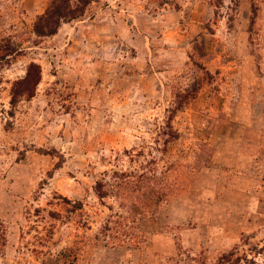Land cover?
I'll return each instance as SVG.
<instances>
[{"label": "rangeland", "instance_id": "obj_1", "mask_svg": "<svg viewBox=\"0 0 264 264\" xmlns=\"http://www.w3.org/2000/svg\"><path fill=\"white\" fill-rule=\"evenodd\" d=\"M47 1L0 0V264H264V0H97L39 37Z\"/></svg>", "mask_w": 264, "mask_h": 264}, {"label": "trees", "instance_id": "obj_2", "mask_svg": "<svg viewBox=\"0 0 264 264\" xmlns=\"http://www.w3.org/2000/svg\"><path fill=\"white\" fill-rule=\"evenodd\" d=\"M94 1L97 0H48L44 10L35 16L32 25L34 34L39 37L55 34L61 23L82 17L90 3ZM4 51L0 52V60L4 58V53L9 52V49ZM39 81L40 67L36 63H30L24 77L15 81L11 87V103H16L21 96L31 97ZM6 244L7 227L0 219V252Z\"/></svg>", "mask_w": 264, "mask_h": 264}, {"label": "crops", "instance_id": "obj_3", "mask_svg": "<svg viewBox=\"0 0 264 264\" xmlns=\"http://www.w3.org/2000/svg\"><path fill=\"white\" fill-rule=\"evenodd\" d=\"M83 21H85V20H82V19H78L77 21H75V22H83Z\"/></svg>", "mask_w": 264, "mask_h": 264}]
</instances>
